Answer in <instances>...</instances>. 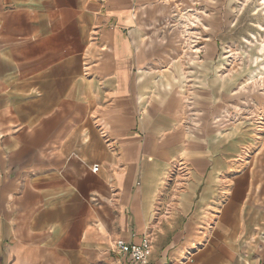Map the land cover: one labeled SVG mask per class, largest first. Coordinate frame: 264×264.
<instances>
[{
    "label": "crops",
    "instance_id": "crops-1",
    "mask_svg": "<svg viewBox=\"0 0 264 264\" xmlns=\"http://www.w3.org/2000/svg\"><path fill=\"white\" fill-rule=\"evenodd\" d=\"M236 1L0 0V264H138L113 246L144 239L264 264V35Z\"/></svg>",
    "mask_w": 264,
    "mask_h": 264
},
{
    "label": "rangeland",
    "instance_id": "rangeland-1",
    "mask_svg": "<svg viewBox=\"0 0 264 264\" xmlns=\"http://www.w3.org/2000/svg\"><path fill=\"white\" fill-rule=\"evenodd\" d=\"M236 2H237L236 3L237 8H238V6L245 7V10L243 11L244 14L242 16L244 18H243V21L241 22L242 26H243V28H242L243 30L236 33L237 39L240 40L241 39L240 37H243V36L244 37L246 36L248 38L250 37V39H251V35H253V34L259 35L260 34V36L257 39V41H260L261 36L264 35V11L260 10V8L264 7V3L261 4V0H237ZM237 13H239L238 10H237ZM249 41H251L252 43L255 42V40H249ZM261 44H264V40L259 45H257L259 49L261 47L260 46ZM192 48L193 47H191L190 50L185 49L186 52L188 53V57H186V60H187L186 64H187V75H188L187 80H188V84H190V85H191V77L190 76H191V72H192V66H191L192 63H191V58H189V57H190V54L192 53ZM229 50L234 52V51H236V48H233V47L229 48L228 46H226L225 52L223 53V55H229L230 54ZM222 52H223V50H222ZM259 53L261 55H264V51L259 50ZM254 54H255V49L253 46L251 48L250 52H247V57L249 58V56H252ZM248 70L250 72L252 71V69L250 67ZM260 70L261 71L264 70V65H263L262 69H260ZM260 70L256 71L254 74H257V73L259 74L261 72ZM261 75L264 76V71L261 73ZM260 83L261 82H258V84H260ZM261 87H264V85L263 86L261 85ZM232 120H233V118H232ZM190 124H191L190 122H187L185 124V126H189Z\"/></svg>",
    "mask_w": 264,
    "mask_h": 264
},
{
    "label": "built area",
    "instance_id": "built-area-1",
    "mask_svg": "<svg viewBox=\"0 0 264 264\" xmlns=\"http://www.w3.org/2000/svg\"><path fill=\"white\" fill-rule=\"evenodd\" d=\"M263 3L264 0H261V4ZM260 10L264 11V7L260 8ZM196 33L197 35L193 38V45L197 50L198 48L200 49L202 35L199 32ZM98 169V165H95L94 170L97 171ZM151 247L152 244L149 239H144L140 244H130L123 240H117L114 243L113 251L128 256L132 261L138 264H149Z\"/></svg>",
    "mask_w": 264,
    "mask_h": 264
}]
</instances>
